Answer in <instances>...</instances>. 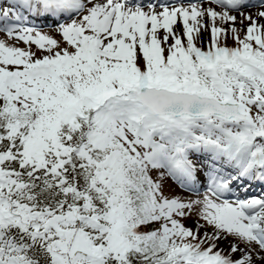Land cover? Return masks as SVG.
Wrapping results in <instances>:
<instances>
[{
    "label": "snow or ice",
    "instance_id": "snow-or-ice-1",
    "mask_svg": "<svg viewBox=\"0 0 264 264\" xmlns=\"http://www.w3.org/2000/svg\"><path fill=\"white\" fill-rule=\"evenodd\" d=\"M253 183L264 0H0V264H264Z\"/></svg>",
    "mask_w": 264,
    "mask_h": 264
},
{
    "label": "rangeland",
    "instance_id": "rangeland-1",
    "mask_svg": "<svg viewBox=\"0 0 264 264\" xmlns=\"http://www.w3.org/2000/svg\"><path fill=\"white\" fill-rule=\"evenodd\" d=\"M248 2H249V0H248ZM249 3H250V4H254V3H251V2H249ZM259 3H260V2H259ZM259 3H257L256 5H258ZM244 11H245V12H256V11H258V8H257V7H249V8H245ZM45 25H46V26H45ZM40 26L44 27V30H45V31H53V29H54V25H53V23H52V24H43V25H40ZM53 34H55L54 31H53ZM231 43H232V42L229 41V44H231ZM171 183H172V181L169 180V181H168V184H169L174 190H176V191L179 192L180 190H178L177 188H175ZM200 191H201V193L204 191V187H203V186L200 188ZM185 194H186V195H189L188 193H185ZM190 195L192 196L193 199L198 198V197L196 196L195 193H191ZM248 198H249V197H248ZM194 219H195V217H190L189 219H187V220L185 221L186 225L189 226V227H192V226H193V221H194ZM210 230H211V229H209V231H210ZM231 239H232V238L230 237L229 240H231ZM220 246H221L222 248H224L225 250H227L228 243H227V242H222Z\"/></svg>",
    "mask_w": 264,
    "mask_h": 264
},
{
    "label": "bare ground",
    "instance_id": "bare-ground-1",
    "mask_svg": "<svg viewBox=\"0 0 264 264\" xmlns=\"http://www.w3.org/2000/svg\"><path fill=\"white\" fill-rule=\"evenodd\" d=\"M256 0H249V2H251V3H253V2H255ZM237 193H238V196L237 197H239L240 199H244V197H245V191L244 190H241V188H239L238 190H237ZM236 197V198H237ZM250 198V197H249Z\"/></svg>",
    "mask_w": 264,
    "mask_h": 264
}]
</instances>
